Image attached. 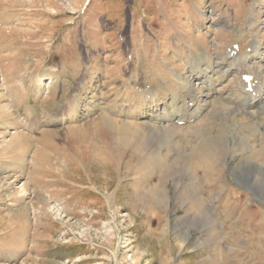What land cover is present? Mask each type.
<instances>
[{
	"label": "rangeland",
	"instance_id": "rangeland-1",
	"mask_svg": "<svg viewBox=\"0 0 264 264\" xmlns=\"http://www.w3.org/2000/svg\"><path fill=\"white\" fill-rule=\"evenodd\" d=\"M260 71L264 0H0V264H264Z\"/></svg>",
	"mask_w": 264,
	"mask_h": 264
},
{
	"label": "bare ground",
	"instance_id": "bare-ground-1",
	"mask_svg": "<svg viewBox=\"0 0 264 264\" xmlns=\"http://www.w3.org/2000/svg\"><path fill=\"white\" fill-rule=\"evenodd\" d=\"M231 50V49H230ZM228 58L231 60V66L230 67H233L234 71H237V73L240 72V69L244 67V64L242 62V57H237V51L236 50H232L228 55ZM210 74V73H209ZM208 74V75H209ZM206 75H204L205 77ZM200 76H196L195 79H198L199 80ZM258 79H259V82H260V85H261V88L263 91V84L261 82H264V72L260 71L258 72ZM243 80L244 78L243 77H238L237 80H236V84L238 83H243ZM202 81V80H200ZM249 82L247 83H243L241 88H240V93L241 95H246L249 97V101L250 103L246 106L248 109L250 108H257V109H260L261 107L264 106V100L262 101H259V98L261 97L262 95V92H259V84H257V88L255 86V88H249L248 87V84ZM256 84V83H255ZM200 86V85H199ZM237 86V85H236ZM149 89L148 91H146V93H144V96H143V99H148L149 101H155L156 99V93L155 92H151L150 91V88H147ZM258 95V96H257ZM257 96V97H256ZM190 101V100H189ZM192 102V101H190ZM189 102V103H190ZM231 105V104H230ZM251 110V109H250ZM174 113V112H173ZM185 113V112H184ZM183 115V114H182ZM196 115V113H195ZM159 116V115H158ZM165 116V115H164ZM192 116V115H191ZM196 117V116H195ZM165 121L164 118H161L158 120V123L159 125L162 124L163 122ZM155 122V121H154ZM181 122V121H180ZM177 125V124H176ZM159 128V127H158ZM163 129V128H162Z\"/></svg>",
	"mask_w": 264,
	"mask_h": 264
}]
</instances>
